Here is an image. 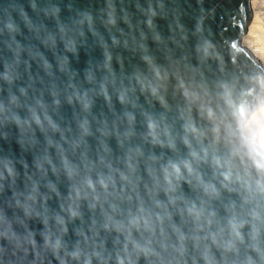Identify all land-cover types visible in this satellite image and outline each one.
<instances>
[{"label":"clouds","instance_id":"9594fccd","mask_svg":"<svg viewBox=\"0 0 264 264\" xmlns=\"http://www.w3.org/2000/svg\"><path fill=\"white\" fill-rule=\"evenodd\" d=\"M242 2L250 59L166 0H0V264H264V0Z\"/></svg>","mask_w":264,"mask_h":264},{"label":"water","instance_id":"95a60500","mask_svg":"<svg viewBox=\"0 0 264 264\" xmlns=\"http://www.w3.org/2000/svg\"><path fill=\"white\" fill-rule=\"evenodd\" d=\"M40 2L44 3L46 0H40ZM51 2L60 5V14L65 19L73 15L77 9L94 10L103 4V0H51ZM166 3L175 10L180 23L187 29L192 28L193 17L202 14L205 28H210L213 35L222 44L229 45V41H231L230 55L234 59H250L248 52L233 39L237 36L245 18L246 5L242 0H166ZM154 20L157 30L166 35L169 20L161 17H156ZM97 54V49L86 45L78 53L76 63H83Z\"/></svg>","mask_w":264,"mask_h":264},{"label":"bare ground","instance_id":"6f19581e","mask_svg":"<svg viewBox=\"0 0 264 264\" xmlns=\"http://www.w3.org/2000/svg\"><path fill=\"white\" fill-rule=\"evenodd\" d=\"M253 39L260 45H264V29L259 30V32L253 37Z\"/></svg>","mask_w":264,"mask_h":264}]
</instances>
